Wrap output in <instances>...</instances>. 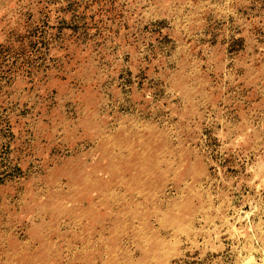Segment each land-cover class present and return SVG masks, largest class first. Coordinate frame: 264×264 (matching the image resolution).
I'll use <instances>...</instances> for the list:
<instances>
[{"label": "rangeland", "instance_id": "obj_1", "mask_svg": "<svg viewBox=\"0 0 264 264\" xmlns=\"http://www.w3.org/2000/svg\"><path fill=\"white\" fill-rule=\"evenodd\" d=\"M0 264H264V0H0Z\"/></svg>", "mask_w": 264, "mask_h": 264}]
</instances>
